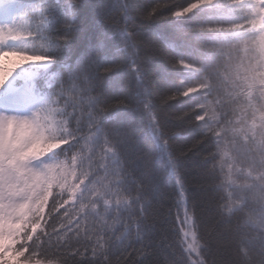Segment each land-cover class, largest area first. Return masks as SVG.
Instances as JSON below:
<instances>
[{
	"label": "snow or ice",
	"instance_id": "6c2138e0",
	"mask_svg": "<svg viewBox=\"0 0 264 264\" xmlns=\"http://www.w3.org/2000/svg\"><path fill=\"white\" fill-rule=\"evenodd\" d=\"M137 4L0 0V264H264V0ZM120 54L171 203L150 189L151 157L141 170L122 150ZM157 72L174 82L158 103ZM185 102L164 115L199 138L177 152L161 109Z\"/></svg>",
	"mask_w": 264,
	"mask_h": 264
},
{
	"label": "trees",
	"instance_id": "16d2710c",
	"mask_svg": "<svg viewBox=\"0 0 264 264\" xmlns=\"http://www.w3.org/2000/svg\"><path fill=\"white\" fill-rule=\"evenodd\" d=\"M90 3H94L95 0H89ZM112 0H108V6H111ZM153 3V0H138L137 7L139 10H147L148 7ZM171 9H165L166 14ZM82 18L91 24L99 25L101 23L100 17L96 14L94 8H89L87 11L81 13ZM166 22H157L145 29V34L164 33L166 30ZM83 44L78 45V48H82ZM120 47L118 38H114L111 43L112 52L115 53L116 49ZM119 59L123 61L122 67L114 72L108 79H118L121 84V88L117 90V95L126 96L128 103L131 105L129 109L124 110V124L125 126L131 127V133L122 145V150L126 152L128 158L135 160L137 156L144 157V160L137 161V166L143 170L144 162L151 157L152 173L150 178V189L153 191L154 197L156 195H165L169 197L167 203H171V197L174 195L175 186L170 178L167 168L165 166V159L163 157H157L155 149L152 146L151 140L148 136L147 129L145 127L146 121L142 111L138 109L139 98L136 95L137 89L135 86V80L131 78V74L128 71V62L122 54L119 55ZM155 65L149 66L148 72L152 73ZM161 73L157 72L156 76L153 77V81L156 84L157 90V103L158 96L166 89L174 87V82L171 77L167 82L161 78ZM131 79V85L129 90L125 93L122 90L124 81ZM188 107L187 103H171L161 109V119L164 127L174 131H181V135L174 136L172 138V146L174 151L186 150L190 144L199 138V131L196 129H186V121H177L165 117V113L174 112L179 114L186 110ZM206 151L204 145H201L195 151L189 153L183 158V167L185 169V175L191 180L197 175V169L204 167V162L201 157L197 155V152L203 153ZM193 192L195 190H192ZM171 236V233H169Z\"/></svg>",
	"mask_w": 264,
	"mask_h": 264
}]
</instances>
